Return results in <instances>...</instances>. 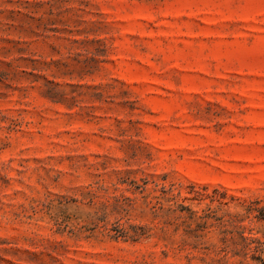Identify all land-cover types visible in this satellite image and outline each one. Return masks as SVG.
Returning <instances> with one entry per match:
<instances>
[{
	"label": "rangeland",
	"instance_id": "374dc122",
	"mask_svg": "<svg viewBox=\"0 0 264 264\" xmlns=\"http://www.w3.org/2000/svg\"><path fill=\"white\" fill-rule=\"evenodd\" d=\"M0 264H264V0H0Z\"/></svg>",
	"mask_w": 264,
	"mask_h": 264
}]
</instances>
